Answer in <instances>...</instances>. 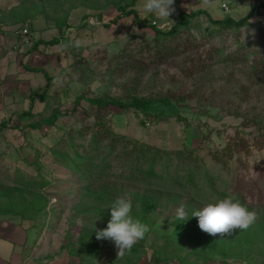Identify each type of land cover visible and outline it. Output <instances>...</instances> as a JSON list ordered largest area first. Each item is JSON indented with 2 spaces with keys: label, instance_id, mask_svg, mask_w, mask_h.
<instances>
[{
  "label": "rangeland",
  "instance_id": "rangeland-1",
  "mask_svg": "<svg viewBox=\"0 0 264 264\" xmlns=\"http://www.w3.org/2000/svg\"><path fill=\"white\" fill-rule=\"evenodd\" d=\"M116 1L0 0V11L4 13L0 35L11 33L5 45L12 42V34L19 43L13 51L0 43V101L4 100L3 106L0 102V124L6 123L0 131V202L8 201L1 191L23 180L49 183L34 189L48 198L46 211L35 221L0 213V234L6 226L14 225V238L22 234L23 238L30 237V242L34 239L31 245L35 249L30 252L36 253L42 264H126L125 255L134 249H139L133 256L137 264H264V8L260 16L239 30H221L211 21L227 15L240 19L252 5L264 4V0H173L174 11L168 19L143 12L144 0H137L138 17L148 23L155 21L156 27L163 30L171 28L180 11L201 9L210 15L202 13L192 21V33L202 43L201 50L161 66L152 65L153 53L147 50L154 35L151 27L140 26L127 17L109 24L120 14ZM28 7L35 11L29 9L24 18L20 17L24 12L16 14ZM61 22H66L62 32L57 26ZM24 24L26 37L22 34ZM62 34L67 42L42 43L61 39ZM6 55L10 57L8 68L1 62ZM20 59L19 68L16 62ZM35 68L46 71L49 81L43 72L32 70ZM46 86V101L35 102L32 118L20 119L28 109L31 92L42 93ZM129 94L168 99L171 104H155L152 115L166 111L159 119L113 110L107 117L112 131L165 150L196 149L202 169L224 179H216L215 191H228L233 199L236 192H241L242 204L255 214L247 229L234 228L230 234L207 233L205 238L211 241L212 251L205 249L202 240L197 245L172 233L177 208L194 211L222 199L200 175L195 178L199 192L195 188L172 190L157 182L145 184L110 177L83 180L54 162L50 148L65 138L67 131L94 125L98 109L85 99L74 108L79 95L94 98ZM54 110L59 111L54 126L43 125L37 130L27 127L48 118ZM216 158L220 159L218 163ZM87 184L105 198L82 196V187ZM143 193H156L159 202L158 210L145 219L148 231L143 239L122 253L110 240H95L94 254L80 251L76 241L80 234L87 233L84 227L91 231L106 227L110 219L108 205L113 199L129 198L136 217L139 203L133 204L132 198ZM191 218L186 229L203 234L197 218ZM198 253H206L209 258H198Z\"/></svg>",
  "mask_w": 264,
  "mask_h": 264
},
{
  "label": "trees",
  "instance_id": "trees-1",
  "mask_svg": "<svg viewBox=\"0 0 264 264\" xmlns=\"http://www.w3.org/2000/svg\"><path fill=\"white\" fill-rule=\"evenodd\" d=\"M136 2L137 0H130L129 2H124V0L116 1L114 5L120 14L112 19L109 24L118 22L121 17H127L132 18L133 21L140 26L148 25L151 27L154 35L147 50H152V65L161 66L171 59L201 50L202 43H200L192 33V21L202 13L210 18L207 11L201 9L191 12L180 11L178 18L171 28L169 30H163L156 27L157 23L155 21L148 23L138 17V13L135 9ZM261 8H264V4L258 2L252 5L249 13L240 19H235L227 15L222 19H211V21L218 25V28L221 30H239L248 26L254 17L260 16L262 14ZM29 9L35 11L34 7H28L27 9L22 8L16 14L24 12V14L21 13L22 15L20 16L23 17L25 14H28ZM15 18L17 21L19 20V17L16 16ZM57 26L60 32H62L63 28L66 26V22L57 23ZM64 42H67V39H65L62 34L61 39L52 38L42 43L46 45H56ZM32 70L43 72L47 81H49L50 76L46 71L38 68ZM47 88L48 86H46L42 93L37 91L31 92L28 98V109L20 114V119L27 120L33 117L35 102L46 101ZM82 99L87 100L98 109L94 125L92 128L87 126L82 129L74 130L73 132L67 131L65 133V138L59 139L56 144L50 148V154L55 163L67 168L69 171L75 172L83 180L94 178L95 181H98L104 177H110L116 180H126L128 182L137 181L145 184L157 182L161 185H169L172 190L183 188V190L186 191L189 188H195L196 191L199 192L198 188L195 187V178L197 175H200L202 179L204 178L205 184H209L207 187L209 186L215 195L220 198L232 197V194L228 191H222V193L215 191L217 187V185H215L216 179L220 180V182H224V179L219 178V176L212 171L202 169L201 165L198 164L200 158L196 153V149L184 147L183 149L175 151L165 150L159 147L140 144L138 141H133L125 135L116 134L112 131L107 117L113 110L122 112L134 111L137 115H143L144 118L155 117L159 119L166 114V111L163 110L159 115L154 116L151 110L154 109L157 102L169 106L171 103L168 99H151L131 94L117 97L102 95L94 98H87L84 95H79L75 99L74 108L78 107ZM58 115L59 111L54 110L48 118L30 123L27 127L32 130H37L43 125L54 126L58 119ZM179 120L184 121L185 119L179 117ZM5 125V122L0 124V131ZM141 125H144L143 120L141 121ZM89 130H91L90 138L86 141L85 136L89 133ZM218 160L220 159H214L217 163ZM17 184L18 186L15 185L14 187H9L1 191L2 195L5 196L8 201L4 203L0 202V213L19 216L22 220L35 221L38 216L46 211L49 206V200L41 190L34 191V189L45 188L49 183L44 180L37 183V181L34 182V180L28 179L18 182ZM19 184L21 186H19ZM95 191L96 190L92 189L91 184H87L82 187V196H91L100 199L105 198L106 195ZM235 195L236 197L234 199H238L243 203L244 199L241 192H236ZM171 196L174 198L176 197L175 195ZM132 199L134 202L133 204L139 203L140 212L139 214H135V216L143 223H145L147 216L158 210L159 202L156 193L134 194ZM188 206L189 205H187V207ZM191 212L192 210L188 207L186 210L187 215L184 220L180 221L176 219V225L172 233L179 238L194 241L197 245L199 244L198 242L202 240L204 241L205 249L208 251V248H210L209 250L212 251L213 247L210 246L211 241L205 238L207 235L206 232H203V234L197 232L196 234L190 233L186 229V226L192 221ZM84 229L87 233L80 234L76 242L79 244L78 246H80L81 252L94 254V241H97L95 232L89 230L87 226H85ZM137 253H139V249H134L132 252L127 253V255H125L126 264H137L133 259V256ZM199 254L200 253H198V258L201 257L204 260L209 258L206 253H201L205 257Z\"/></svg>",
  "mask_w": 264,
  "mask_h": 264
},
{
  "label": "clouds",
  "instance_id": "clouds-1",
  "mask_svg": "<svg viewBox=\"0 0 264 264\" xmlns=\"http://www.w3.org/2000/svg\"><path fill=\"white\" fill-rule=\"evenodd\" d=\"M172 4L173 0H144L142 11L152 13L161 19H168L174 11ZM108 207L110 219L103 229H94L95 237L97 240L112 241L119 250L118 253H122L144 238L148 226L132 215L133 205L129 198L118 196ZM176 215L181 221L187 213L183 207H179L176 209ZM191 216L197 218L199 229L208 234H230V230L234 228L247 229L255 219L252 211H249L238 199L231 197L208 203L192 211Z\"/></svg>",
  "mask_w": 264,
  "mask_h": 264
},
{
  "label": "crops",
  "instance_id": "crops-1",
  "mask_svg": "<svg viewBox=\"0 0 264 264\" xmlns=\"http://www.w3.org/2000/svg\"><path fill=\"white\" fill-rule=\"evenodd\" d=\"M1 13H3L2 10L0 11V17H2ZM10 35L11 33L8 34V36L7 34L0 35L1 46L4 47L7 51L17 50L18 47H16L17 46L16 44H19V43L17 42L15 38L16 34H15V37H14V34H12L13 35L12 42L10 43L8 42L5 45L6 42L4 41L9 40ZM1 62H3L4 66L8 68L10 66V57H7V55L4 56ZM20 62H21V59L18 61V63L16 62V65L17 67L19 66V68L21 66ZM12 65H15L14 62H12ZM3 101H0L2 103V106H3ZM14 227H15L14 225L6 226V230H4V234L3 235L0 234L1 235L0 236V264H42L38 262L39 261L38 259H36L35 257L36 253L30 252L32 251L31 249H33L32 247L33 244L31 245V243L34 242V239H32V241L30 242L31 238L28 236L26 237L25 235L23 238L21 233H20L21 234L20 238H14V233H15V228H16ZM73 259H76V257H73ZM60 264H63V262H61Z\"/></svg>",
  "mask_w": 264,
  "mask_h": 264
},
{
  "label": "built area",
  "instance_id": "built-area-1",
  "mask_svg": "<svg viewBox=\"0 0 264 264\" xmlns=\"http://www.w3.org/2000/svg\"><path fill=\"white\" fill-rule=\"evenodd\" d=\"M223 7L226 9V10H228V8L226 7V5L224 4L223 5ZM24 25H26V27H24L23 29H22V34H23V36H27V34H28V29H27V24H24ZM18 33V32H17Z\"/></svg>",
  "mask_w": 264,
  "mask_h": 264
}]
</instances>
